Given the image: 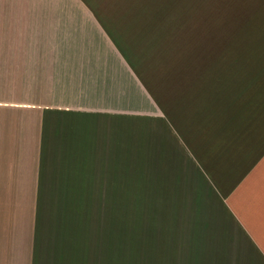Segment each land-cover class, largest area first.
I'll list each match as a JSON object with an SVG mask.
<instances>
[{"label": "crops", "instance_id": "crops-1", "mask_svg": "<svg viewBox=\"0 0 264 264\" xmlns=\"http://www.w3.org/2000/svg\"><path fill=\"white\" fill-rule=\"evenodd\" d=\"M0 264H264V0H0Z\"/></svg>", "mask_w": 264, "mask_h": 264}]
</instances>
